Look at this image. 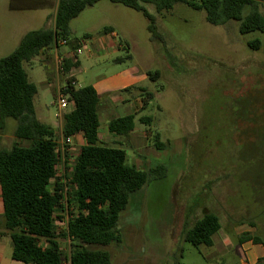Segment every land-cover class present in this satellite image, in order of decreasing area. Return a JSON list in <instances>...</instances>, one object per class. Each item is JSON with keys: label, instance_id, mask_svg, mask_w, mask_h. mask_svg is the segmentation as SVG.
<instances>
[{"label": "rangeland", "instance_id": "rangeland-1", "mask_svg": "<svg viewBox=\"0 0 264 264\" xmlns=\"http://www.w3.org/2000/svg\"><path fill=\"white\" fill-rule=\"evenodd\" d=\"M13 1L15 7L0 0V36L9 38L8 45L0 43V58L18 46L20 33L48 26L46 16L54 8L38 5L45 0ZM145 6L156 14L159 39L153 38L142 12L110 0L86 7L70 23L75 38L85 33L97 36L113 25L116 39L127 46L96 60L82 47V71L87 67L91 74V66L115 65L117 56L130 53L128 63L144 72H160L156 80L147 77L143 83L154 94H146L143 111L153 117L148 147L132 148L128 159L145 170L163 165L166 175L132 194L119 220L121 241L91 247L107 249L111 264H170L181 252L182 264H248L244 248L250 244L242 247L239 235L250 231L264 237V34H242L236 20L213 25L204 10L183 2L161 13L153 4ZM9 8L29 9L12 13ZM255 38L261 39L258 49L248 45ZM24 67L38 88L37 115L54 125L58 113L71 108L59 109L48 55L40 54ZM86 84L87 80L78 82ZM136 124L141 125L137 120ZM16 125L8 118L0 127V149L29 144L15 135ZM156 134L164 143L161 148ZM69 152L62 156L60 176L65 164L72 166L75 160V152ZM205 211L217 213L222 228L214 234L212 246L196 247L184 240L182 231ZM67 220L64 214L57 230H64ZM60 242L69 255L70 241Z\"/></svg>", "mask_w": 264, "mask_h": 264}, {"label": "trees", "instance_id": "trees-1", "mask_svg": "<svg viewBox=\"0 0 264 264\" xmlns=\"http://www.w3.org/2000/svg\"><path fill=\"white\" fill-rule=\"evenodd\" d=\"M100 0H59L54 27H41L26 32L18 46L0 58V127L6 119L17 121L15 135L28 139V145L14 143L0 149V185L4 203L5 229L13 242V258L26 264H111V254L104 248L121 241L119 220L130 203L134 192L149 180L165 177L166 170L158 165L149 170L137 167L127 160V152L101 141L98 127L100 96L93 85H68L74 108L63 115V136L82 132L86 143L80 148L72 166L65 163L64 172L58 175L62 161L55 127L39 119L34 99L38 93L24 63L31 62L43 52L67 41L72 47L80 39L72 36L70 23L86 7ZM121 3L148 19V29L154 39L162 37L156 23V14L145 4L155 5L156 13L172 9L183 2L195 10H204L206 19L213 25L230 20L239 23L242 34L254 31L264 34V0H110ZM17 4L12 0L11 6ZM41 5V4H38ZM248 7V8H247ZM247 10V12H246ZM110 28H105L109 30ZM249 47L258 49L261 39L248 41ZM130 58L126 55L125 59ZM124 59L123 57L118 60ZM69 59L66 70L77 65ZM151 80L160 76L158 70L147 72ZM153 96L152 92H149ZM142 121L151 120L150 116ZM136 115L112 119L111 131L128 134L135 129ZM156 146L164 145L155 135ZM68 216L64 230H57L58 220ZM222 228L217 213L205 211L195 223L183 228L185 241L196 247L212 246L214 234ZM0 231V238L3 235ZM70 241L69 255L65 254L60 240ZM239 242L252 241L264 246V237L252 232L239 235ZM182 252L170 264H182ZM254 264H264V257Z\"/></svg>", "mask_w": 264, "mask_h": 264}, {"label": "crops", "instance_id": "crops-1", "mask_svg": "<svg viewBox=\"0 0 264 264\" xmlns=\"http://www.w3.org/2000/svg\"><path fill=\"white\" fill-rule=\"evenodd\" d=\"M9 7H11L10 0H6ZM59 0H45L40 2L41 6H53L50 12L47 13L46 20L50 23L49 27H54L55 18L58 9ZM29 8H9V11L15 13ZM105 28H110L105 30ZM25 33L18 35L19 40ZM117 30L113 25H107L103 28L99 35L93 36L91 33H85L80 39V45L76 48H72L67 41L61 42L60 45L41 54L48 55L50 63L52 64V72L50 74L51 85L54 87L55 96L59 87L64 84L66 78L73 77L78 82L80 80H87L88 84L93 85L100 96V102L98 104V116H99V135L102 142L107 143L112 147L122 148L128 153L132 148L146 151L148 145L146 144L149 138L150 128L152 127L153 117L151 115L143 114L146 110L145 106L148 104L146 96L149 94V87L143 83L147 81L148 74L144 72L136 64L128 63L130 58L125 59L126 55H119L115 58L114 64L101 65L100 62L91 66L92 72L89 73L87 67L83 68V60L80 56L81 53L76 54V50L79 47H85L89 54V57L96 60L97 56L109 55L118 52L120 49H126V44L116 39ZM1 45H8L9 38L6 35L0 36ZM20 42V41H19ZM66 47V50L61 51V47ZM61 57H68L72 62H78L77 65L72 66L65 74L58 69V60ZM123 57L124 59H119ZM82 72L89 74L82 76ZM84 86V85H83ZM147 94V95H146ZM154 95V94H153ZM150 96V95H148ZM69 108H74V102H72ZM60 109V108H59ZM70 109V110H71ZM62 110V109H60ZM135 114L136 120L141 124L137 127L135 121V129L128 134H118L110 130L109 123L112 119L124 117L127 115ZM63 112L60 111L57 115L58 120L53 125L56 130V135L59 142L62 156L64 153L68 154L70 150L77 155L80 148L86 143L84 134L82 132L64 138L63 136ZM150 116L151 120L142 121V117ZM40 120L44 121V115L38 116ZM45 122V121H44ZM145 126V127H143ZM60 127V132L58 130ZM70 153V152H69ZM75 155V156H76ZM75 158V157H74ZM131 163V162H129ZM133 164V163H132ZM64 165V163H63ZM73 165V164H72ZM60 166V165H59ZM4 203L1 196L0 185V231H3V235L0 238V264H26L22 261L13 258V242L9 231L5 229V217H4ZM250 232V231H246ZM246 244H250L247 248H244L245 254L249 260L248 264L256 263L260 258L264 257V246L261 243H253L252 241H246L242 243V247Z\"/></svg>", "mask_w": 264, "mask_h": 264}, {"label": "built area", "instance_id": "built-area-1", "mask_svg": "<svg viewBox=\"0 0 264 264\" xmlns=\"http://www.w3.org/2000/svg\"><path fill=\"white\" fill-rule=\"evenodd\" d=\"M65 42L66 41H63V43H65ZM81 52H82V48L81 47L77 48L76 54H79ZM66 59H68V57H61L58 60V69L63 74H65L67 72L66 67H65ZM69 84L72 86H78V81L76 79H74L73 77L69 76L68 78H66V81L64 82V84H62L59 87L57 94H56L57 104H58L59 108L62 110L69 108L70 104L73 102L71 99L70 93L67 92Z\"/></svg>", "mask_w": 264, "mask_h": 264}]
</instances>
